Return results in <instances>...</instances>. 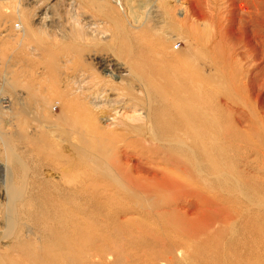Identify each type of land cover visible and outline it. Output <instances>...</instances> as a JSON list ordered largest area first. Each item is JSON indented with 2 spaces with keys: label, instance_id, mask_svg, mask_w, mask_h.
I'll list each match as a JSON object with an SVG mask.
<instances>
[{
  "label": "rangeland",
  "instance_id": "rangeland-1",
  "mask_svg": "<svg viewBox=\"0 0 264 264\" xmlns=\"http://www.w3.org/2000/svg\"><path fill=\"white\" fill-rule=\"evenodd\" d=\"M217 23L234 41L240 64L232 72L249 101L233 95L229 76L206 75L220 103L229 95L254 119L253 131L239 128L251 143L157 141L154 88L164 81L148 69L160 59L210 58L198 42L217 34ZM0 166L15 172L24 199L19 227L8 229L0 186L7 264H44L38 230L61 203L50 190L55 182L76 184L78 216L105 230L100 240L78 239L101 246L76 253L86 264H264V0H0Z\"/></svg>",
  "mask_w": 264,
  "mask_h": 264
},
{
  "label": "bare ground",
  "instance_id": "bare-ground-1",
  "mask_svg": "<svg viewBox=\"0 0 264 264\" xmlns=\"http://www.w3.org/2000/svg\"><path fill=\"white\" fill-rule=\"evenodd\" d=\"M248 1H253V0H248ZM194 16H196V15H194ZM202 17L204 18L205 16H202ZM220 19H221V17H220ZM193 21H195V20H193ZM211 22L214 23L213 20H211L210 23ZM191 25L193 27L192 30L195 31L197 28L196 22H193ZM209 25H211V24H209ZM216 25H218V23ZM23 26L24 25H22V26L19 25L18 28L23 30V28H22ZM204 26H206V25H204ZM216 27H218V29H219V32L217 34L212 33L210 36V39L208 41H204L205 44L198 42V45H200V44L202 45V47L200 46V48H203L205 50L210 49V52H211L210 58L203 56L201 59H197V61L192 60L188 64L173 63V62H170L168 60V58L160 59V61H159L160 63L157 66H155V67L153 66V68L151 67L148 69V71H147L148 76H150V75L156 76L157 78H160L164 81V86H162L163 88L158 89L157 85H156L157 88L156 87L154 88V90H155L154 95H156V98H155L156 102L155 103L157 106L159 105V109H158V107H157V109H154L156 111L155 115L158 118L155 116L157 120H154L153 124L156 125L155 127H160L163 130V131L161 130L160 135H158L156 137L153 136L154 138H156L157 141L158 140H160V141H173V140L176 141L177 140L178 141V139H179L180 142H182L181 137L182 136H188V138L201 140V142H205V140L208 139V137H218L219 139H221L223 141L234 142V141L239 139V141L240 140L242 142L245 141V143L247 141H249V143H251L250 140H252V136L250 135V133H247L246 130L241 131L242 129L240 130L239 128H242L241 126H244V127H247L250 132L253 131L254 127H255L254 126V123H255L254 119L252 120L251 118H246V115H244V113H241L238 110L239 106L241 107V105L236 104L235 102L237 100L231 99V96H229V95H228V99L227 98L225 99L226 103H224V104L220 103L221 100L219 101V97L214 95L215 94L214 92H215V90H217L218 85L215 84V82L211 79V77L206 75V72L208 73V71L210 70L211 72L213 71V72L222 73V75L224 74V76H223L224 78H225V76L226 77L229 76L230 80L227 79V80H229V83L226 82L225 84L227 86H229L230 90H233L236 92V93H233V95L238 94L240 97L245 96V93L247 90V85H245L246 88L243 86V84L241 85V83H242V82H240L241 79L239 81H237L236 74H233V72H232L233 71L232 68L238 67V65L240 64L239 63L240 60L239 59H238L239 61L236 60L237 58H239L237 55V49H234V47H231V45H232L231 41H233V40L230 39L229 40L230 43L227 42L228 41L227 39L230 38V37L227 38L229 36V33H227L228 31L226 32L225 31L226 29L224 30V28H223V31L226 33L222 32V27H223L222 25H218ZM226 34H228V35H226ZM229 45H230V47L228 48ZM233 46H235V45H233ZM172 61H174V60H172ZM199 63L202 65L201 67H200ZM168 68L171 69V71L168 70ZM235 69H237V68H235ZM240 71H242V67H240ZM144 75H146V74H144ZM240 78H241V76H240ZM144 81H146V80H144ZM145 83H148V82H145ZM151 87H152V85L150 86V88ZM56 88H58V87H56ZM144 92L149 93L150 90L147 88L144 90ZM79 96H81V95H79ZM77 97H78V94H77ZM244 98L246 100H248L247 97H244ZM86 99H84V100H86ZM62 101H65V100L62 99ZM68 101H70V100H68ZM243 101H244V99H243ZM67 104H68V102H67ZM63 105H66V104L64 103ZM93 106H95V105L93 104ZM73 107H74V110L77 111V108H75L74 105H73ZM95 107H97V106H95ZM249 107H251V106L249 105ZM67 109H68V107H66L63 110L66 111ZM143 109L147 111L146 113L149 112V114L147 115L148 119L153 120V114L154 113H150V111L153 109H151V107H149V108L146 107ZM69 111H71V109H69ZM78 111H79V109H78ZM73 113H75V111ZM76 113L78 115L79 112H76ZM66 114H68V113L66 112ZM75 115L76 114H74V117H75ZM79 115H80V113H79ZM79 115H78V117H79ZM90 115L93 116V114H91V113H90ZM255 115H257V114H255ZM85 116L87 117V115H85ZM72 118H71V122L74 119V118L73 119ZM165 118L167 120H165ZM82 119H84V118H82ZM162 119H164L166 122H161ZM76 120H77V117H76ZM83 122H84V120H83ZM183 122L185 123L184 130H182V123ZM151 123H152V121H151ZM86 125L88 126L89 124H86ZM153 127H154V125H153ZM9 129H11V130H9ZM9 129L8 130L10 132H12L14 130L10 127H9ZM83 129H84V127H83ZM5 130H6V128H5ZM103 130H105V129H103ZM4 132L7 133V131H4ZM95 132H97V131H95ZM247 134H248V136H247ZM96 135H98V134L96 133ZM14 136H16L15 132H14ZM30 136H32V135H30ZM109 141H111V140H109ZM113 141L114 140H112L111 142H113ZM3 146H4L6 151H8V152L10 151L11 148L7 142H5V144ZM16 157H14V158H16ZM1 165H3V164H1ZM4 167L5 168L2 169L0 166V169L3 173V175L0 177V186L4 190L6 198H7V204H8V206H7V219H6L7 220V227H8V229L14 230L16 227H19V226H16L17 225V219H18L17 218V216H18L17 215L18 214V208L17 207L20 206L19 205L20 202H22L24 199H23L22 192L18 189V187H16V185H14V181H13V175L14 174L13 173H15V172L12 173L9 169L10 167L9 168L8 167L6 168V166H4ZM75 173L76 172H73L72 175H69V178L72 180H75V178H74L76 176ZM70 183L71 184H69L67 186H63V185H61V182H55L51 186L52 188L50 189L51 192L54 193V195L56 196L55 198H57L58 202H61V203H60V205L56 206V210L54 211V215L51 212V214H52L51 217H45L44 219H42V228H41V230H38L39 234H41V238H40L41 241L40 242H42L44 245L43 246V254H44V260H45L44 264H86V262H87L86 260H80L79 258H75V257H77L76 253L83 251L86 248H90L91 250L94 249V251H95L94 254H97L98 249H101V246L98 248L95 245L96 242L91 243V240L85 244H82V245L78 243V239H80L84 235H87V236L89 235L90 237H95L94 239H96V240H100L101 235L99 236V233L100 232L102 233L105 230L96 224V222L98 220L94 221L92 223L90 221L86 222V221H84V219L83 220L80 219V217L78 216L79 205L76 204V192H77L78 187H75L76 184H72V182H70ZM35 184H37V183H35ZM42 185H44V184H42ZM33 191H34V189H33ZM107 195H109V194H107ZM44 196H45V193H44ZM107 197H109V196H107ZM62 200H64V202L66 201L67 207H66V205H64V202ZM67 200H68V202H67ZM44 202H45V200H44ZM51 202H52V200H51ZM47 212H49V211H47ZM43 214H45V213H43ZM43 216H45V215H43ZM93 218L95 219V217H93ZM33 220H36V219H33ZM28 221L32 222V219L28 220ZM22 222L23 221H21V224H22ZM32 223H35V222H32ZM37 223H38V221H37ZM5 225H6V223H5ZM32 225H34V224H32ZM37 228H39V227H37ZM97 228H102V229L98 230ZM33 229H34V227H33ZM35 229H36V226H35ZM29 233L33 234L34 237L37 235L36 234L37 232H35L34 230L29 229ZM36 237L39 238L38 235ZM31 239H32V237H31ZM26 240H25V242H27ZM33 240H31V241H33ZM37 240H36V242H38V244H39V241H37ZM23 241H24V238H23ZM29 243H30V246H32V247L34 246V245H31V242H29ZM22 244H24V243H22ZM104 245H106V244H104ZM37 247L38 246H35L33 248H37ZM116 247H117V245H116ZM106 248H108V247H106ZM117 249H118V247H117ZM30 252H32V251L30 250ZM38 252H36V253H38ZM36 255H38V254H36ZM81 257L83 258V256H81ZM89 262L91 263V261H88V263ZM104 262H105V260H104ZM0 264H7L6 259L5 260L0 259ZM91 264H94V263H91Z\"/></svg>",
  "mask_w": 264,
  "mask_h": 264
}]
</instances>
